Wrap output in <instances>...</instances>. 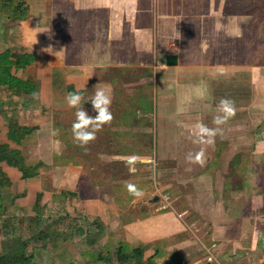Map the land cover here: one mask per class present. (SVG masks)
<instances>
[{
	"label": "rangeland",
	"instance_id": "1",
	"mask_svg": "<svg viewBox=\"0 0 264 264\" xmlns=\"http://www.w3.org/2000/svg\"><path fill=\"white\" fill-rule=\"evenodd\" d=\"M235 1L228 0L223 6V13L227 16L232 12L251 11L255 14L256 30L254 27L253 30L256 31V43L258 46L264 44V0H240L238 5H232ZM27 2L29 5V0ZM42 2L48 3L47 14L39 21L38 17L29 21L28 29L36 28L52 45L60 46V50L61 46L65 47L70 61H77L81 52L86 63L93 61L92 55L85 51L87 42L92 49L99 50L96 63L100 66L93 76L96 82H91L84 90L83 107L90 116H96L91 103L94 92L100 87L110 89V111L114 119L97 132L96 139L86 146L85 151L73 138L76 108L68 105L46 107L44 104L41 107L36 95L38 100L31 102L30 110H26L20 104L23 96L0 88V143L18 149L26 166L42 163L37 168V174L23 183L13 177L14 184L10 179V184L0 185V254H21L22 240L29 239L25 254L28 255L31 249L30 262L34 264L144 263L139 259L116 260L118 242L123 241L118 230L124 222L138 218L139 211L148 205L159 206L158 210H186L187 216L194 219L201 216L202 210L216 205L231 206L236 197H230L228 188H232L237 180L222 181V177L237 176L236 173L241 174L242 167L236 164L234 169L231 165L219 164L215 161V151L209 164L196 162V158L199 156L202 159L208 150L204 143L200 144L201 135L191 134L183 127V122L198 121L203 113H207L205 107L214 105V102L201 101L203 97L189 88L194 84L190 81L191 77H185L182 70L175 71L165 66L163 52H153L152 47L148 48V52L141 51L139 44L146 48L149 42L145 36L140 38L129 23L131 20H127L129 15H133L128 10L135 5V0H122L125 7L118 10V20L113 21L112 41L106 44H102V31L90 32L89 36L90 23L86 20L80 26L87 32L85 36L73 35L75 32L72 33V29H66L68 26L65 25L73 22L76 11L71 10V5L66 3L68 1ZM7 14V9L0 10V49L16 46L32 50L22 43L26 18L12 21ZM120 25L123 26L121 33L117 32ZM200 30L199 26L191 29L187 42L191 48L196 49L201 38ZM38 31L37 35H32L33 40L45 38ZM220 35L213 34L209 40L214 45L213 53L208 52L204 56L216 55L217 61H231L229 54H222V49L219 53L215 51L217 44L226 43ZM179 41L180 37H176L175 43L179 44ZM181 54L183 57L187 55ZM83 55H79V61L84 59L81 58ZM45 60L46 57H41L35 63L41 64ZM237 62L245 64L242 58ZM17 75L38 80L33 65L19 70ZM240 94L241 97L249 95L248 91ZM257 101L256 98H244L246 107L228 120L239 124L243 141L246 136L253 140V134L258 131L264 137V107L259 106ZM213 121L206 126L217 129ZM15 125L33 129L18 141L9 135V131L17 134ZM41 126L48 129V133L37 132ZM218 128L214 137L216 144L223 140V128ZM54 130H59V134L53 135ZM253 141L241 145L233 159L241 161L251 156ZM6 165L0 162L1 167ZM15 170L19 174V170ZM205 174L211 180H203ZM131 189L141 190V193L145 190L146 193L143 197L137 196ZM19 193L23 196L19 197ZM153 196H157L158 200L153 201ZM100 208L105 212L99 211ZM122 209L123 212L120 211ZM38 213L57 218V221L48 226L37 225L31 218ZM79 226L89 234L85 241L72 233ZM1 230L9 231L8 235H3ZM35 236L42 238L37 245L31 240ZM127 244L129 249L139 247L138 240ZM100 256L107 260L99 259Z\"/></svg>",
	"mask_w": 264,
	"mask_h": 264
},
{
	"label": "crops",
	"instance_id": "2",
	"mask_svg": "<svg viewBox=\"0 0 264 264\" xmlns=\"http://www.w3.org/2000/svg\"><path fill=\"white\" fill-rule=\"evenodd\" d=\"M66 1L71 5L73 12L76 10L73 14V22L65 25L68 26L66 29H72V33L75 32L73 35L85 36L87 32L80 26L81 22L86 20L90 23L89 36L90 32L94 34L102 31L104 33L102 44L111 43L110 37L115 27L113 21L118 20L116 19L119 16L118 10L125 7L122 0ZM227 1L135 0V5L128 10L129 14H133H128L127 17V20H131L129 23L132 28H135L140 38L145 36L149 42L146 48L142 43L139 44L141 51L148 52L150 51L148 48L152 47L153 52H163L165 66L174 68L175 71L182 70L185 77H191L190 81L194 84L189 88L203 97L201 101L214 102V105L209 104L205 107L207 110L204 111L207 113H203L198 121L183 122V127L191 134L201 135L200 144L204 143L208 150L202 160L209 164L212 159L211 154L215 151L217 153L215 161L219 164L224 163L226 167L231 165L234 169L236 164L239 168L242 167L241 174L236 173L238 177L234 174L230 177H222V181L232 182L235 179L237 183L239 180L241 183L236 186L233 184L232 188H228L231 192L230 197H236L231 206L216 205L209 210H202L201 216L194 219L187 216L186 210L182 212L158 210L159 206L148 205L150 208L147 206L139 211L138 218L124 222L118 234L120 239L127 243L138 240L139 248L142 250L139 262H144L139 264H264V137H261L258 131L257 134H253L254 141L249 136L243 141L239 124L228 121L226 124L217 125V128H223V140L216 144L213 138V142L208 143V137L203 136L199 128L201 124L209 125V122L211 124L214 117L220 114L216 110L222 98L235 101L236 115L246 107L244 98H256L259 106L264 107V44L260 43L258 46L256 43V31L253 30L257 21L256 15L247 11L232 12L227 16L223 13V6ZM239 3L240 0H236L232 5ZM47 6L48 3L42 0L39 2L29 0L28 16L23 22L22 43L37 52L36 62L41 57L47 59L41 64H31L36 68L39 105L41 107L43 104L46 107L55 105L60 108L68 105L67 85H72L74 89L85 90L91 82H96L93 76L96 68L100 66L96 63L98 59L96 54L99 50L92 49L90 42H87L85 51L92 55L93 61L86 63L87 60L82 52L78 54L77 61H70L67 59L65 47L61 46L62 50H60V46L52 45L51 41L36 28L28 29L29 21L37 17L38 21L44 18L43 16L47 14ZM193 24H196V27H193ZM122 25L117 28V32L121 33ZM76 26L79 28L77 29ZM197 26L201 29L199 32L201 38L194 49L187 42L191 29ZM37 31L45 38L38 37V41L33 40L35 38L32 35ZM220 33L226 43L217 44L215 51L219 53L222 49V54H229L231 61L228 59L224 62L219 59L217 61L216 55L209 58L204 56L208 52L213 53L214 45L209 40L213 34L221 36ZM176 37H180L179 44L175 43ZM199 52L200 55H197ZM102 53L104 57L106 49ZM168 53L177 54L176 65L165 64V55ZM181 53L187 55L183 57ZM80 54L84 59L79 61ZM239 58L245 61L244 65L237 62ZM247 91L249 95L241 97L240 93ZM24 108L30 110V106ZM37 132L48 133V129L41 126ZM252 141L251 156L244 158L247 160H234L233 157L237 156L239 147ZM2 169L13 184V177L22 183L30 179H19L20 172L18 174L11 166H2ZM204 179L206 182L211 180L206 174ZM20 191L25 192V190ZM145 193V190H142L140 196L143 197ZM99 211L105 212L101 208ZM102 223L105 224L104 220ZM208 257L211 259L208 260Z\"/></svg>",
	"mask_w": 264,
	"mask_h": 264
},
{
	"label": "trees",
	"instance_id": "3",
	"mask_svg": "<svg viewBox=\"0 0 264 264\" xmlns=\"http://www.w3.org/2000/svg\"><path fill=\"white\" fill-rule=\"evenodd\" d=\"M8 10L7 16L12 21L23 20L27 18L29 5L27 0H0V10L5 11ZM37 52L35 50H29L23 47L11 46L5 48L0 51V88H3L10 94L21 97L22 101L20 102L21 106H31V102L35 101L36 96L34 97V93L37 95L38 91V82L36 79L32 77H22L17 75L19 70H25L27 66L33 64L37 60ZM67 94L70 91L75 90L72 85H67L66 87ZM84 93V89H81ZM17 134L15 132L9 131V135L11 138H15L16 140H20L25 133H28L33 128H27L23 126H16ZM240 156V155H239ZM238 156V157H239ZM0 162H5L8 166L15 167L20 172V178L26 179L33 177L37 174V168L42 165L41 162H37L36 164L26 166L23 157L20 155V151L18 149H12L6 143H0ZM10 178L3 171L0 166V185L4 186L5 184H10ZM235 186L239 185V183H234ZM19 197L23 196V193L18 194ZM70 195H75L71 193ZM33 220L37 225L42 224L44 226L51 225L57 221V218H52L50 216H42L38 213ZM4 226V224H3ZM5 227V226H4ZM3 228V227H2ZM41 232V231H40ZM82 227H77L72 232L73 234H77L80 236L82 241L87 240L89 234L84 233ZM3 235H8L9 231L1 230ZM40 234V233H39ZM15 237V236H13ZM42 238L40 236L33 237L31 240L35 242L37 245ZM28 240H22V253L19 255H5L0 254V264H34L30 262V250L29 254H25V249L28 246ZM34 244V245H35ZM142 256V250L139 247L128 248V244L126 242L120 241L118 242V247L116 250V260L119 262H125L129 259L138 260ZM99 259L107 260L106 257L100 256Z\"/></svg>",
	"mask_w": 264,
	"mask_h": 264
},
{
	"label": "clouds",
	"instance_id": "4",
	"mask_svg": "<svg viewBox=\"0 0 264 264\" xmlns=\"http://www.w3.org/2000/svg\"><path fill=\"white\" fill-rule=\"evenodd\" d=\"M34 97L36 94H33ZM67 103L70 108H76V120L72 124V132L74 141L80 147L87 151V145L96 139V134L106 124H110L114 119L110 107L112 104L111 90L103 87L97 88L93 98L91 99L92 106L96 111V116H90L84 109L83 92L81 89L70 91L67 96ZM218 115L214 117V124L223 125L236 115L235 101L229 98H222L217 107ZM203 136L208 137V143L213 142V138L217 135L219 129H210L206 125L199 126ZM59 130H54L53 135H58ZM196 162L203 165L204 161L198 156ZM134 195H142L139 190L131 189Z\"/></svg>",
	"mask_w": 264,
	"mask_h": 264
},
{
	"label": "water",
	"instance_id": "5",
	"mask_svg": "<svg viewBox=\"0 0 264 264\" xmlns=\"http://www.w3.org/2000/svg\"><path fill=\"white\" fill-rule=\"evenodd\" d=\"M178 62V56L175 53H168L165 55V64L168 66L176 65ZM158 200L157 196H153V201Z\"/></svg>",
	"mask_w": 264,
	"mask_h": 264
},
{
	"label": "built area",
	"instance_id": "6",
	"mask_svg": "<svg viewBox=\"0 0 264 264\" xmlns=\"http://www.w3.org/2000/svg\"><path fill=\"white\" fill-rule=\"evenodd\" d=\"M211 258L208 257V260H210Z\"/></svg>",
	"mask_w": 264,
	"mask_h": 264
}]
</instances>
